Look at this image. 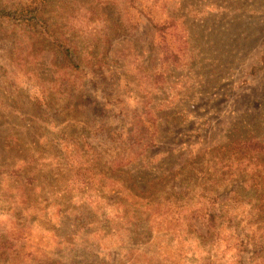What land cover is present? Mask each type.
Returning a JSON list of instances; mask_svg holds the SVG:
<instances>
[{"label":"rangeland","instance_id":"374dc122","mask_svg":"<svg viewBox=\"0 0 264 264\" xmlns=\"http://www.w3.org/2000/svg\"><path fill=\"white\" fill-rule=\"evenodd\" d=\"M262 150L264 0H0V264H264Z\"/></svg>","mask_w":264,"mask_h":264},{"label":"trees","instance_id":"16d2710c","mask_svg":"<svg viewBox=\"0 0 264 264\" xmlns=\"http://www.w3.org/2000/svg\"><path fill=\"white\" fill-rule=\"evenodd\" d=\"M37 11V10H36ZM40 13V10H38V15ZM38 17V16H37ZM39 21V24H43L41 20H37ZM257 140L255 139H251V140H244V141H241V144L243 146H246V147H253L254 149L255 148H258L259 147V144L256 142ZM264 150H262L263 152ZM243 157L247 155L246 152H244V150L241 151ZM246 153V154H244ZM250 154V153H249ZM258 156H260L261 154L260 153H257ZM238 162L240 163V166H238V172H242L243 169H247L248 167H245L246 166V162H248V164H251V165H255V168L258 167L259 164H255L253 162H251V159H249L248 157H244V159H239ZM241 163H243L241 165ZM261 163H263V161H261ZM198 171V174L200 176H204L202 177L203 178V182H200V184H198V187L196 189V193L197 194V197L198 199H202V202H203V206H201V202L199 203V200H195V203H196V207L193 208L192 212L189 213L187 216L189 217H186L188 221L191 222L190 224V227L191 228H194V224L195 222L199 221L201 223H204V222H214L218 216H214L212 214H209L207 212V208H204L205 205H213L216 203V201L219 199L218 196H219V192L220 191V188L222 187L221 183L219 182H216L215 183V187H210L208 185V183H206L208 181V178L211 176L210 172L208 171V169H204L202 167H197L195 169H193V171ZM257 172H260V169L256 170ZM255 182H252L250 183L249 187L250 188H253L255 186L254 184ZM215 196V197H214ZM215 198V199H214ZM200 205V207H199ZM181 215H183V212L180 211ZM186 214V213H185ZM184 216V215H183ZM240 245H244L243 241H241V244ZM193 249V246L191 245V249H189V253L191 251V254L194 253V250ZM195 256L197 258H202L203 256H205L204 253L200 254V252L197 254L195 253ZM239 263H241L240 260H238Z\"/></svg>","mask_w":264,"mask_h":264}]
</instances>
